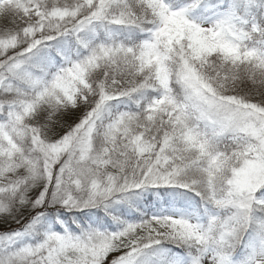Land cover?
<instances>
[{"label": "snow or ice", "instance_id": "6c2138e0", "mask_svg": "<svg viewBox=\"0 0 264 264\" xmlns=\"http://www.w3.org/2000/svg\"><path fill=\"white\" fill-rule=\"evenodd\" d=\"M0 264H264V0H0Z\"/></svg>", "mask_w": 264, "mask_h": 264}]
</instances>
